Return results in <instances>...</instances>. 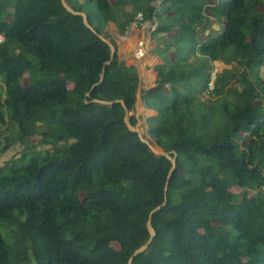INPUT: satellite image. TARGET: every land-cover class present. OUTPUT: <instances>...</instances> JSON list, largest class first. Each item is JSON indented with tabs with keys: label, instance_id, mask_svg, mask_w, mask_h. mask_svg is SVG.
Segmentation results:
<instances>
[{
	"label": "trees",
	"instance_id": "obj_1",
	"mask_svg": "<svg viewBox=\"0 0 264 264\" xmlns=\"http://www.w3.org/2000/svg\"><path fill=\"white\" fill-rule=\"evenodd\" d=\"M66 2L14 0L6 20L0 0V155L21 147L0 165V264H264V0L156 11L164 63L141 98L169 157L126 125L139 75L99 37L108 22L124 34L136 13L150 19L153 0ZM210 17L220 29L203 39ZM29 55L53 76L21 85ZM213 61L231 67L208 91Z\"/></svg>",
	"mask_w": 264,
	"mask_h": 264
},
{
	"label": "crops",
	"instance_id": "obj_2",
	"mask_svg": "<svg viewBox=\"0 0 264 264\" xmlns=\"http://www.w3.org/2000/svg\"><path fill=\"white\" fill-rule=\"evenodd\" d=\"M168 15L172 16L173 14L168 13ZM210 21L211 23L208 26V28L205 30L203 39L206 38V36L208 35L210 31L220 29V24L217 23L213 17H210ZM111 28L118 31L117 26L113 22H108V24L105 26V31L109 32V29L112 30ZM129 30H130V35L125 40H122L119 35L116 36L117 37L116 41L118 43L121 42L120 44L122 45V47L120 46L121 48L119 49V53L117 55H119L120 61H123L126 65L134 66L139 75V80H140L139 90L137 92V100L135 103V108H134L133 113L136 112L138 117L145 115L144 117L149 118V117L156 115L157 111L145 106L141 98V90L147 89L156 84L157 71L154 69V66L163 64L164 60L161 59V57L155 53L154 50H155V47L157 46V41L154 39L153 36H151V38L148 39L149 40V51L147 52L144 59L140 61H136L133 54L131 53L132 50L129 51V49L130 48L132 49V47L135 46L136 39L139 38L141 33H138V31L135 29L130 28ZM152 42H154L155 44L154 48H152L153 47ZM127 47H130V48L127 50L126 49ZM174 49H175V46H173L171 48V51L169 52L170 61L175 58L176 54H175ZM190 59H193V58L191 57Z\"/></svg>",
	"mask_w": 264,
	"mask_h": 264
},
{
	"label": "rangeland",
	"instance_id": "obj_3",
	"mask_svg": "<svg viewBox=\"0 0 264 264\" xmlns=\"http://www.w3.org/2000/svg\"><path fill=\"white\" fill-rule=\"evenodd\" d=\"M7 3H8V7H7V10H5L4 12H3V14L1 15V17H3V18H6V20H7V18H8V20H10L11 19V15H10V13L13 11L12 10V5H13V2H14V0H5ZM81 2H82V0H81ZM94 7L92 6V7H87L86 9H89L90 10V12H91V14H92V12H96L94 9H93ZM160 8H162L163 9V6H161ZM160 8H159V11H160ZM170 14H174V11H170L169 12ZM6 15V16H5ZM158 22H159V20L161 19V15H158ZM169 19H167L166 21H168ZM171 24V23H170ZM112 30H110L109 29V35H110V38H108L107 40L108 41H110V39H112L115 43H116V47H115V52L118 54L119 53V49L122 47V45L120 44V43H118L117 41H116V39H117V37L116 36H120V35H123V34H120L119 33V31H117V30H115V29H113V28H111ZM175 32H177V29H174V30H171V31H169V32H167V36L168 37H173L174 35H175ZM119 33V34H118ZM125 34V33H124ZM126 39V38H125ZM124 39V40H125ZM111 42V41H110ZM152 45H153V47L152 48H154L155 47V44H154V42H152ZM121 46V47H120ZM130 47H127L126 49L128 50ZM133 48L134 47H132V49L130 48L129 49V51L130 50H133ZM128 51V52H129ZM127 52V51H126ZM132 53V52H131ZM29 58L32 60V67H31V69L29 70V71H27L25 74H24V76L21 78V80H20V83H21V85H23V86H28L29 84H32V83H35V82H38V81H43V80H45V79H47V78H51L53 75H50L49 73H47V72H44V71H41L39 68H38V61H37V59L35 58V57H33V56H31V55H29ZM118 59H119V55H118ZM120 60V59H119ZM216 63V65H217V68H218V70H221V69H224V68H230L231 67V65H225L224 63H222V62H220V61H213L212 63H211V65H214ZM263 70V74H262V78H263V81H264V68L262 69ZM1 81V80H0ZM68 85H69V88H72V81H68ZM204 97H206V94L205 95H203ZM146 106V105H145ZM134 111V110H133ZM130 115H135L136 116V118H137V123H136V125L134 126V128L136 127V129L138 130V132H139V134L141 135V137H143V139L144 140H146V141H148L152 146H154L157 150H162L160 147H158L157 145H155V143H154V139L148 134V124H147V119L148 118H146V117H144L145 115H143V116H141V117H138L137 116V114H136V112L135 113H132V112H130L129 113ZM149 114V113H148ZM15 129H17V127H16V125H14V127H13V130H15ZM10 132H12L13 130H12V128L11 129H8ZM37 140H38V136L37 137H30V141L31 142H37ZM48 146H41V145H39L38 147H37V150H43V149H45V148H47ZM20 149H21V147H20V145L18 144V143H13L12 145H10V148H8L7 149V151L6 152H2V154L0 155V165L1 164H3V162L5 161V160H8L9 158H11L12 156H14V155H16V157H19L20 156V154H19V151H20ZM231 190L233 191V192H236V193H238V192H240L241 190H240V188L239 187H232L231 188ZM112 245L114 246V247H117V244L115 243V242H113L112 243Z\"/></svg>",
	"mask_w": 264,
	"mask_h": 264
},
{
	"label": "built area",
	"instance_id": "obj_4",
	"mask_svg": "<svg viewBox=\"0 0 264 264\" xmlns=\"http://www.w3.org/2000/svg\"><path fill=\"white\" fill-rule=\"evenodd\" d=\"M163 0H153L152 5L155 7V10L150 19L145 18L143 12L136 13L133 21L129 24L125 34L120 35V38L124 40L130 35V28L135 29L138 33H141L139 38L136 39L135 46L132 50V54L136 61L144 59L147 52L149 51V38L153 35L154 31L157 29L159 22L156 16V11L160 8ZM4 40L2 34H0V43ZM220 70H218L216 63L212 65L210 71V78L207 83V90L214 89V81L216 75Z\"/></svg>",
	"mask_w": 264,
	"mask_h": 264
},
{
	"label": "water",
	"instance_id": "obj_5",
	"mask_svg": "<svg viewBox=\"0 0 264 264\" xmlns=\"http://www.w3.org/2000/svg\"><path fill=\"white\" fill-rule=\"evenodd\" d=\"M61 1H62L63 5H64L65 7H67L68 10H70V8H68V4H67L66 0H61ZM75 13L82 15V17H83L85 23H86L88 26H90L89 23H88V18H87V16H86L85 13H83V12H75ZM99 37L102 38L105 42H107V43L109 44V46L111 47V55H113L114 52H115V46H114L110 41H108L107 39H105L103 36L99 35ZM103 75H104V73L101 74V79L103 78ZM120 102H121V103L123 104V106L125 107V104H124L123 100H120ZM125 110H126V116H125V122H126V125L128 126V128H129L130 130L135 131V132H137V133L139 134V132H138V130L136 129V127L134 128V127H132V126L130 125V122H129V111L127 110L126 107H125ZM139 136H140V138H141V140H142L143 142H145L146 144H148L149 148L151 149V151H152L154 154H156V155H165V156L169 157L170 152H165L164 150H160V151H159V150L155 149V148H154V147H153L148 141L144 140L143 137H141L140 134H139ZM174 169H175V158L173 157V158H172V167H171V169H170V171H169V175L173 172ZM167 183H168V178H167L166 185H165V195H164V202H163V204H164L165 201H166V188H167ZM149 222H150V220H149ZM149 229H150V231H151V234L153 235V234H154V230H153V228L150 226V224H149ZM150 241H151V238H149V240H148L146 243H144V244H143V245H142V246L136 251V253H138V252H140V251L146 249V248H147V245L150 243ZM129 264H130V262H129Z\"/></svg>",
	"mask_w": 264,
	"mask_h": 264
},
{
	"label": "clouds",
	"instance_id": "obj_6",
	"mask_svg": "<svg viewBox=\"0 0 264 264\" xmlns=\"http://www.w3.org/2000/svg\"><path fill=\"white\" fill-rule=\"evenodd\" d=\"M130 112H132V113H133V111H129V113H130ZM129 116H130V114H129Z\"/></svg>",
	"mask_w": 264,
	"mask_h": 264
},
{
	"label": "bare ground",
	"instance_id": "obj_7",
	"mask_svg": "<svg viewBox=\"0 0 264 264\" xmlns=\"http://www.w3.org/2000/svg\"><path fill=\"white\" fill-rule=\"evenodd\" d=\"M154 147V146H153ZM155 148V147H154ZM156 149V148H155Z\"/></svg>",
	"mask_w": 264,
	"mask_h": 264
}]
</instances>
